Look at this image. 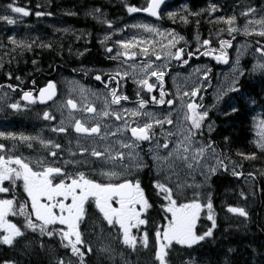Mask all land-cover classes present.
Masks as SVG:
<instances>
[{
	"label": "snow or ice",
	"instance_id": "1",
	"mask_svg": "<svg viewBox=\"0 0 264 264\" xmlns=\"http://www.w3.org/2000/svg\"><path fill=\"white\" fill-rule=\"evenodd\" d=\"M165 4V0H147V6L143 8H137L133 6H127L128 13L146 12L152 17L157 19L161 18V8ZM239 6V5H237ZM39 7V5H38ZM6 8L11 13L19 14V16L27 17L31 13L24 7L17 6L15 0L12 3L7 4ZM218 10L216 5H212L209 9L210 13H214ZM258 11L257 7L251 4L242 8L240 16L246 18V23L243 28L244 35H250L252 32L249 30V25L259 24L264 28V16L259 20L251 19ZM259 11L264 12V6ZM97 13H101L99 8L94 9L91 15L94 17ZM50 15V13H48ZM74 14V13H69ZM102 14V13H101ZM36 16L45 15L43 12H36ZM170 19H175L177 13L168 12ZM188 15L199 16L200 12L191 13ZM180 19L184 23H188L187 16H180ZM237 20L236 15H232L228 18L218 17L217 22H224L228 25H233ZM0 21H5L9 25L17 23V19L9 15H0ZM107 23L108 27H112L111 22L101 21ZM199 24V21H197ZM133 27H141L149 33H159V29L143 24L133 25ZM229 33L239 31L238 28L229 27ZM254 31V30H253ZM261 38H264V30L255 33ZM108 39V37H105ZM183 40V37L179 38ZM11 44L16 45L19 48L26 50L32 49V44L18 41L15 37H9ZM35 43V41H33ZM103 44L104 42L101 41ZM124 49L123 52H117L116 56L110 57L116 59L123 55L127 59H135L137 53L135 51L129 52V49L133 47L130 42H119ZM210 40H204L203 46H209ZM255 51L260 54V59L253 65L252 71H258L264 75V45L258 40ZM176 40L172 39L168 44V51L166 55L177 61H182L184 64H188L194 53L187 52L183 48H179L176 51H172L175 48ZM41 47L52 48L51 44L41 43ZM232 47L231 41L221 40L219 54L216 53V49L210 51H204V56L214 55L217 62L224 64L229 63L227 49ZM15 50V49H13ZM112 48H107V52L111 53ZM82 54V53H81ZM141 54L148 56L149 49L147 47L141 50ZM155 54V53H153ZM187 55L188 59H184ZM156 60H161L162 57L159 54H155ZM35 64L36 61H33ZM239 59L236 60V67L233 68V80L226 88L218 90L215 97V103L212 108L215 109L218 105L223 103L225 106L223 114L229 115L239 111L234 98L230 96V93H239L238 87L239 78L245 75L243 69L240 68ZM2 66V65H0ZM133 69V82L137 83L141 90L146 89L148 93L153 92L155 84L150 83L151 78L155 77L159 82L161 88L159 99L156 96L151 97V103L165 105L170 108L174 105L175 101L172 99H165V92L163 89L164 77L168 65H154L153 63H143L139 66L130 65ZM139 68V72L143 75L140 79H136L135 73ZM199 71V69H197ZM211 69H207L204 72V79L207 80L208 73ZM116 76L121 77V80L126 79L129 73L125 71L121 74L116 72ZM11 78V74H9ZM16 79H20L16 77ZM96 80L104 82L102 76L97 75ZM115 78L109 74V81H113ZM120 80H116L117 86L120 84ZM35 83V81H33ZM9 88L12 85L8 86ZM105 87L108 84L105 83ZM202 91V87L193 86L190 92H184L183 96H191L193 98L199 96ZM83 92V90H82ZM140 95V92H137ZM56 96V85L53 82H49L44 88L39 89L38 97L34 96L31 91L24 92L22 99L29 103H36L37 99L40 103H45L48 100H52ZM111 99L105 98L104 108L99 112V115L103 118L113 116L115 120L120 121L123 119L119 111H109L112 105H120L121 101H127L129 98L127 95H123L119 92L118 87L112 88L109 92ZM227 97V99H225ZM202 100L203 97L201 96ZM149 101L140 99L138 102V109L131 112L133 117L139 115H147L151 119L145 121L142 125L137 123L136 126H130L125 120L123 128L117 127L116 131L106 132L101 134V123L96 122L91 126H86L80 119H74V130L78 134H83L88 138L99 137L101 140L105 139L107 135L117 136L125 132H130L129 141L120 140V148L128 149L127 154L124 151L113 149L111 146L105 148L103 151L93 148L90 155L96 158H104L110 161L113 165L120 168L119 171L111 170L102 172L101 175L106 176L109 182H98L95 179L89 178L83 171L69 172L62 167L57 166H45L43 160H37L36 166L33 167L30 161H26L20 156H8L0 155V193H7L10 189H14L17 186V182L20 181L23 184V191L27 194L30 205L27 201L21 203L15 199H0V249L7 248L10 250L20 249L21 254H27L32 250L33 240L38 241V247L45 248V237L48 240L59 238L61 246L70 249L71 253L80 258V264H84L85 252L81 250L78 245H84L82 232L80 230L81 222L84 221L88 215V207L90 204H94L95 208L102 214L103 220L107 222L109 227H117L118 232H122V243L130 247L133 251L136 250L137 243H140L143 248H147L149 244L148 231H144L141 238L132 235V229H139L140 226H147L149 220L146 216L148 210L152 207L149 199L145 195L144 189L141 187L139 180L133 181L132 179L124 178L122 182H113V178L120 180L121 177H126L130 174L132 167L137 169L144 165L139 160V153L135 151L139 145L143 142H151L155 135V128L159 127L163 130V126L173 125L176 123L172 119V113L169 111L163 118L154 117L151 113H141L140 109H144ZM67 108L71 111L69 115L77 110L96 115L97 108L91 104H85L83 108H79L75 100L69 98L66 101ZM14 110H19V103H12L9 105ZM180 110L183 113V122L179 125L177 132L168 131L167 137L178 136L179 139L175 142L166 141L160 144L157 141V148H163L166 150L164 155H155L154 159L157 161L160 170L165 174V179L168 183L157 180L154 183V188L157 190V195H162L166 204L161 207L165 213L163 219L165 224H160L155 228V261L158 264H170L169 253L173 245H180L187 249H192L194 246L200 245L201 242L206 240H214L215 230L217 228V216L215 213L214 205L211 199V195L201 197L200 193L195 192L193 198L188 202H179L181 196L184 195V190L187 187H192L191 184L181 183L180 177L182 174L191 175L192 172L197 169L204 175L207 181L211 175H215L219 168H222L225 172L229 171L228 165L224 163L223 159H220V153L216 152L214 147L215 141L208 139L206 142L201 139L205 135V128L210 134L214 131L213 123L209 121V108L203 106V104L197 103L195 100L184 103L181 102ZM125 112L130 110L124 109ZM44 120H55V116L51 115L48 111L43 113ZM260 126L264 129V120L261 121ZM53 132L64 133L67 131L63 127V120L60 127L52 128ZM163 134V131H162ZM0 136H4L6 139L16 140L14 135L9 134L5 136L0 132ZM35 139L33 137L21 136V141H29ZM228 138L225 137L227 142ZM41 144L51 145L55 149H60L61 145L58 143L53 144L51 140H40ZM172 143V147H170ZM32 145L29 143L28 145ZM256 147L261 153H264V131L261 132V140L257 142ZM5 146L0 144V151H3ZM88 149L81 150V155L87 152ZM151 151V149H149ZM49 155L52 157L57 156L56 151H50ZM75 155V153H72ZM238 156L243 157L245 160L257 159L255 152L246 154L238 152ZM207 157H211L216 160V166H207V172L205 173V162ZM128 161L127 164L123 163ZM67 164H79L80 161H65ZM232 175L239 178L244 173L242 171H236L237 168H242V164L232 162ZM249 176L252 173H248ZM176 177L175 190L170 186L172 177ZM7 182L8 186H5ZM197 187H199L197 185ZM241 198L247 200V195L242 191L240 193ZM206 201V202H205ZM30 207V211L28 210ZM227 212L243 218L245 221L249 219V212L242 206H227ZM202 213L205 214L206 220L209 225L203 227L198 232L197 224L201 220ZM170 214V215H169ZM19 216L23 219L17 222H12L9 217ZM29 234H32L33 239H28ZM86 251L91 253L93 251L90 245L86 246ZM103 252H110V249L103 248ZM233 249L229 248L225 252L224 264H230L228 254ZM0 264H20L19 260L15 259H0ZM55 264H71V261H65L60 258L57 259ZM127 264V261L125 262ZM182 264H195L194 260L183 261Z\"/></svg>",
	"mask_w": 264,
	"mask_h": 264
},
{
	"label": "trees",
	"instance_id": "2",
	"mask_svg": "<svg viewBox=\"0 0 264 264\" xmlns=\"http://www.w3.org/2000/svg\"><path fill=\"white\" fill-rule=\"evenodd\" d=\"M117 5L108 3L107 0H15L17 6L24 7L30 11V15L24 17L22 24L28 34L41 36L38 43L32 44V49L27 51L25 57L13 56L9 58L12 45L6 43L7 49L0 48V93H9V85H12L14 94L12 99L20 100V95L24 92H35L48 82L54 81L55 76L69 74L77 63L76 49L74 48V39L66 32H52L47 27L43 28L41 21L49 18L56 19L68 26L82 29L86 33L96 34L102 30L103 20L90 13L99 8L101 12L108 13L110 19L123 18L127 6L137 7L139 0H116ZM191 4L192 10L198 9L197 0H180ZM13 0H0V13L6 15L9 11L6 6ZM39 5V7H38ZM36 12H43L45 15L39 16V22H36ZM50 13V15L48 14ZM74 13V14H69ZM167 27L175 29L187 40L191 38L192 31L199 30L196 20L190 23H184L177 16L175 19L168 18ZM114 22V23H116ZM36 23L37 25L31 27ZM46 23V22H45ZM44 23V24H45ZM21 28V24H20ZM27 28L28 31H27ZM19 36V35H18ZM38 36V37H39ZM40 43V44H39ZM43 44H51L52 48L41 47ZM90 52L82 57V62L94 64L101 60L98 47L92 43ZM15 50L17 46L14 45ZM89 48V47H87ZM35 58V60L33 59ZM203 61V56L199 58ZM33 61H36L34 64ZM11 74V78H9ZM19 77L20 79H16ZM35 81V83H33ZM239 93H230L234 98L239 111L224 115L225 106H222L218 114H209V118L214 122V131L205 134L204 139L215 141L214 147L223 158L230 159L237 164H242L244 175L237 178L230 173L222 172L215 174L209 181L207 192L211 195L217 216V228L215 230L214 240H206L192 249L173 245L169 253V260L172 264L183 261L194 260L195 264H224L225 252L231 248L233 251L228 254L230 264H264V153L256 147L253 125L257 114L264 113V76L250 75L244 76L238 84ZM227 99V97L225 98ZM22 119V118H21ZM9 125V123H8ZM15 129L16 126H15ZM225 137L228 138L227 142ZM238 152L251 154L255 152L257 159L245 160L238 156ZM248 173H252L251 176ZM250 177L252 180L253 193L245 188L241 178ZM157 181V179H156ZM8 186V185H7ZM247 195V200L241 198L240 193ZM19 201V199H17ZM248 201L246 210L249 212V219L234 216L227 212V206H237L240 203ZM20 202V201H19ZM152 207L146 213L149 220L146 231L151 234L155 228L163 224L164 212L162 209V199L156 196V199H150ZM22 203V202H21ZM14 222L23 218L15 216ZM209 225L205 214L202 213L201 220L197 224V231L200 232L203 227ZM153 230V231H151ZM28 239H33L29 234ZM55 244L59 243L54 238ZM45 244L50 251L38 247V241L33 240L32 250L27 254H21L20 249L10 250L0 249V259L19 260L20 264H50L51 253L58 249L53 242ZM60 246V244H59ZM85 252L84 264H101L92 254L88 253L85 247H80ZM57 252V251H56ZM175 257V259H174ZM173 258V259H172ZM175 260V262H174ZM75 264H80V258L76 256Z\"/></svg>",
	"mask_w": 264,
	"mask_h": 264
},
{
	"label": "rangeland",
	"instance_id": "3",
	"mask_svg": "<svg viewBox=\"0 0 264 264\" xmlns=\"http://www.w3.org/2000/svg\"><path fill=\"white\" fill-rule=\"evenodd\" d=\"M108 3H111L112 5H117L119 2L116 0H107ZM175 2V0H174ZM173 3H169L171 5H174L172 9L170 10H165L163 12L164 18L168 20V12H175L177 13V19L180 18V16L183 14V11L185 8H187V5H185L182 1L180 2V7L179 5H175ZM147 6V0H139V5L137 8H143ZM256 7V6H255ZM262 6H257V13L254 14L251 19L254 20H259L261 19L262 16H264V12L259 11V9ZM126 13L125 20L121 25L114 23L116 22V18L110 19L108 13H97L96 15L98 16L99 19L103 21H109L112 24V27H108L107 23H102L101 27L102 30L98 32L97 36H95V39L97 40L98 43H100L101 49L103 50L104 54L108 56L110 60L115 61L113 72L116 74L117 71H119L121 74H123L125 71L128 73H131L133 76V69L129 67L130 65H141L145 60L149 59V62H155L154 65H165L167 64L170 66L172 64L174 67L177 65H181V70H184L187 66V64H184L182 61H177L175 59H172L166 55L168 51V44L169 41L172 39L176 40V45L175 48H172L171 50L174 52L179 48H183L185 50V53H187V48L191 46L193 49H197L202 45V41L200 38V35L197 34V29L192 31L191 38L189 40L186 39V37L182 36L179 32L175 31V29L171 27H165L161 25L160 23H153V22H148L146 21L142 15H139V13H128L127 9L124 11ZM2 15V13H0ZM6 15L12 16L13 18L17 19V23L14 25H9L5 21H0V48L1 49H7L9 50V47L6 46V43H10L9 37H15L16 40L18 41H23L25 43H30L31 41H36L33 37L29 35H20V34H27L24 25L22 22L24 21V17L19 16V14H14L11 13L10 10L7 12ZM134 18V19H132ZM40 17H36L35 21L39 22ZM132 19V20H131ZM246 20V19H245ZM42 24L44 25L43 28L47 27L49 31L52 32H66L69 34L73 39H74V48L76 49V56L78 60H81L82 57L85 56L87 53V49L84 47L86 44L89 43V34L84 32L82 29H77L71 26L66 25L63 22L57 21L56 19L49 18L48 20L41 21ZM46 22V23H45ZM183 22V21H182ZM240 20H236V22L233 25H227L226 27V32L228 33L229 37L227 39H222V40H227L231 41L232 43V58L231 62L229 60V63L226 64V66H222V62H217L214 58V55H209L205 56V59L203 57L201 65H196L194 67H187L185 70V73L182 71H176L173 74V81H172V88L174 92V99H175V104H174V109H173V120L176 122L172 126L167 127L165 129V132H156L157 133V140L159 141L160 144H163L166 139L171 142H175L176 140L179 139L178 136L174 137H167L166 133L170 130L172 132H177L179 125L183 122V113L180 110L181 102L183 101L184 103L191 102L192 100H195L197 103L203 104L204 107L209 108V114H218L223 106V103L218 105L215 109L212 108V105L215 103V97L217 95V92L221 88H226L231 81L233 80V68L236 67V60L239 59L240 61V68L244 70L245 75L248 74L252 77L255 76H260L262 75L258 71H252L253 65L257 63V61L260 59V54H258L255 49L259 45H257V41L259 40L262 45H264V38L259 37L256 35V32H259L261 30H264V28L261 27L259 24H252L249 25V30L252 32L250 35H244L243 33V28L246 23L240 25ZM45 23V24H44ZM21 24V28H20ZM147 24L150 26H153L157 29H159V33H149L146 30H144L141 27H133V25H143ZM37 24L32 25L31 27H35ZM229 27H235L238 28L239 31L229 33L228 28ZM29 28H27L28 31ZM254 30V31H253ZM19 35V36H18ZM243 35V36H242ZM218 36L214 35L213 36V41L217 43L220 46V42H218ZM105 37H108V39H105ZM183 37V40H180L179 38ZM37 38L40 39L41 36ZM200 38V39H199ZM209 38V37H208ZM206 38V39H208ZM38 41V40H37ZM101 41L104 43L102 44ZM119 42H130L133 47L129 49V52L135 51L137 53V56L135 59H127L125 56L121 55L117 57L116 59H111L110 57L116 56L117 52H123L124 49L121 47V43ZM11 44V43H10ZM108 44H112L111 48L113 52L111 54L107 53V48ZM13 49H15L14 45L11 44ZM147 47L149 49V55L145 56L141 54V50L143 48ZM217 48V46H215ZM252 48H254L253 51ZM24 50L23 48H21ZM207 51H210L209 48H206ZM82 53V54H81ZM159 54L162 59L161 60H156L155 59V54ZM110 55V56H109ZM203 56V55H202ZM229 59V57H228ZM209 61L211 64L215 65L217 68L219 66V70H215V73L212 74V71L208 73V79H204V72L207 69H211L210 64L207 63ZM199 69V71H197ZM143 74L139 72V68H137V71L135 73L136 79H140ZM264 76V75H262ZM242 77L239 78V81L241 80ZM62 88L60 90V97L59 101L57 102L55 106V113H58V117L56 120L55 125L61 126V121L63 120V126H67L72 119L75 116H70L69 111L65 107V101L69 98L75 100L78 104V106L82 109L85 104L91 103L95 104L99 112L104 108V102L105 98L108 97L109 93L107 92H95V91H89L83 86H81L78 82L77 79L74 77H70L67 80H63ZM193 86H198L202 87V91L200 92L199 96L193 98L191 96L184 97L183 93L184 92H190ZM83 90V92H82ZM203 97L201 100L200 97ZM12 108L9 107V93L2 92L0 93V132H9V111L11 114L17 113L16 111H11ZM97 116V121H100L103 119L99 115ZM85 112L82 111L81 114H84ZM212 119L209 118V121ZM264 120V113L263 114H257V117H255L254 120V125H253V132L255 135V142L257 144L258 141L261 140V132L264 131V129L261 128L260 123L261 121ZM56 127V126H55ZM159 128V127H158ZM46 132H52L51 128H45L44 129ZM111 131H116V128L110 129L109 132ZM106 133V132H105ZM205 134H207V128H205ZM6 136V134H5ZM106 136L105 139L101 140H95L93 148L96 149H105L109 147V145L106 143L108 141ZM125 136V135H124ZM1 138L5 139V137L0 136ZM121 138V137H120ZM202 140L205 141L204 137H201ZM48 141V140H47ZM53 143L54 141L51 140ZM119 142V141H118ZM206 142V141H205ZM119 144V143H118ZM73 148L69 151L68 153L73 152L75 153V156L81 157L84 155L79 154V151H81L82 146L81 143H75L72 145ZM44 147L46 149L52 147L51 145H45ZM111 147H118V145L114 142L112 143ZM170 147H172V143H170ZM129 151L128 149H124ZM166 150L164 152H160V148H157V146H153L150 151V161L153 166V170L157 176H159V181L168 183V181L165 179V174L161 172L160 167L157 163V161L154 159L155 155H164ZM217 153H219L216 150ZM0 155H5L7 158V154H1ZM83 158V157H82ZM220 159L224 160V163L228 165L229 171L226 173L232 174V167H233V161L227 158H223L221 155L219 157ZM38 158H36V161ZM42 160V159H40ZM47 158H45L46 162ZM139 160L142 162V164H145V158L142 156L139 157ZM81 163L72 165L73 168H75L76 171H83L85 172L86 175L89 176V178L95 179L98 182H104L107 183L109 182L108 178L106 176L101 175L102 172H107L111 170H117L119 171L120 168L118 166L113 165L110 161H105V163L99 167V169L95 171H90L88 170V165L86 164L85 160L79 159ZM128 161L126 160L125 164H127ZM47 164H52L51 162H47ZM55 165V164H54ZM216 166V160L207 157L206 162H205V173L207 172V166ZM36 166V165H35ZM135 170V167H132L131 170ZM238 171V168L236 169ZM222 172H225L222 168H219L216 174H220ZM214 175H211L210 178L206 181L204 175L201 174L200 170L197 169L196 171L192 172L191 175L187 174H182L180 177L181 183H186V184H191L192 187H187L184 190V195L181 196L179 202H188L193 198V194L195 192L200 193L201 197L207 196V186L210 181V179ZM122 178V177H121ZM120 178V179H121ZM113 181H116L115 178H113ZM241 181L243 182L245 188L247 189L248 192L253 193L252 189V180L250 177H243L241 178ZM175 182H176V177H172V181L170 186H172L175 190ZM197 185L199 187H197ZM0 199H6V193H0ZM162 199L163 204H166L167 202L163 200L162 195H159ZM206 202V201H205ZM248 201H245L243 203L238 204L237 206H242V207H247ZM164 212V211H163ZM165 215V213H164ZM170 215V214H169ZM163 224L166 223L165 220H163ZM118 227V226H117ZM117 227H109L107 225V222L103 220L102 214H98L96 212L90 213L87 215L86 219L81 222L80 230L82 232L83 240H84V245H78V247H85L90 245L93 249V251L90 253L94 256V258L101 264H125L127 261V264H158V262L155 261V250H156V244H155V230L151 234H149V244L148 247L145 249L141 246L140 243H137L136 250L133 251L130 247L124 245L122 243V232L117 231ZM147 226H140L139 229L133 228L132 229V235L136 236L139 240V238L142 237L143 232L146 230ZM46 242L50 243L53 242L54 245L58 249H62V251L54 250V253H51V258H50V264H55L57 259H64L66 262L71 261V264H75V258L76 256L73 255L70 251V249H66L61 246V242L59 238H57V245L55 244L54 239L48 240L46 237L44 238ZM60 244V246H59ZM47 246L54 248L52 245L45 244V250L50 251ZM180 246V245H178ZM182 247V246H180ZM103 248H108L110 249V252H103L101 249ZM173 259V258H172ZM175 259V257H174ZM175 262V260H174ZM170 264H172L170 262ZM175 264V263H174ZM177 264H182V262H179Z\"/></svg>",
	"mask_w": 264,
	"mask_h": 264
},
{
	"label": "flooded vegetation",
	"instance_id": "4",
	"mask_svg": "<svg viewBox=\"0 0 264 264\" xmlns=\"http://www.w3.org/2000/svg\"><path fill=\"white\" fill-rule=\"evenodd\" d=\"M197 1H199L197 10H192L191 4H189V2L186 1L184 4L187 5V8H185V10L183 11V14L181 15V16H187L188 17V23H190L194 20H196V23H197V21H199V24H198L199 30L197 29L196 33L200 35V38L202 41V43H201L202 45H200L199 48L194 49V51L191 48V46H189L187 48V52L194 53L192 58L189 60V63L186 65L187 67H190V66L194 67L196 65H201L200 63H202L204 60L202 61L199 58L202 57V55H203L202 53L204 51H207L206 48H209V50L216 49L217 51L215 54H219L220 46L213 41L214 40L213 36L219 34L218 42H220L222 39H227L229 37V35L226 32V27L228 24H226L222 21L217 22L218 17L228 18L232 15H236L237 21L240 20L239 23L242 27V25L246 21L245 17L240 16V12H241L243 7H245L248 4H251L252 6H256V7L257 6L258 7L264 6V0H197ZM174 4L179 5V7H180V4H181L180 0H175ZM213 4L217 6L218 10L214 13H210L209 9ZM237 5H239V6H237ZM173 6L174 5L167 4L164 7H162L161 18L157 19V20H153V19L149 18L148 16L144 15L142 13V11L138 12V13H139V15H142V17L148 22H153L156 24L160 23L161 25L167 27L168 21L166 18H164L163 12L165 10L172 9ZM189 12H191V13L200 12L201 15L191 16V15H188ZM125 17H126V14L123 16L122 19L117 18L116 23L121 25L123 23V22H121V20L124 21ZM132 19H134V18H132ZM35 24L36 23H34V25ZM97 34L98 33L89 34V43L86 44L84 47L87 49V52L88 51L90 52V48L93 47L92 43H94V45L96 47H98L99 52L101 53L100 54L101 60H99V62L96 61L94 64H86V63H83L82 59H81V60H78L79 63H77L75 66H73V69L70 70L69 74L60 75V73H58L55 76L54 81H52L56 85L57 98L50 105L42 106V105H39L37 102L32 103V104H26L22 101L23 93L20 95V100L17 99L16 101H14L12 99V96L14 94V89L9 88V105L12 103H19L20 109L19 110L12 109L11 111L17 112L15 114H11L9 111V122H8L9 123V132H2V133L6 134V136H8L9 134L14 135L16 137V140L1 138L0 144H3L5 146L4 150L0 151L1 154H7L8 156H20V157L24 158L26 161H30L33 167H35V165H36V158H38L39 160L42 159L44 161L45 166L62 167L69 172H76L75 168H73V166H72L74 164H67L66 165L64 162L65 161H78L79 159H82V160H85L86 164L88 165V170L95 171V170L99 169V167L102 166L105 163V161H107L104 158H96V157H92L90 155L91 150L93 149V146L95 143L94 141L98 140L100 138L99 137L88 138V137L84 136L83 134L76 133L74 131V119H80L82 122H84L86 124V126H91L92 124H94L96 122H100L102 135L105 132H109L110 129H113V128L117 129V127L123 128V124H124L125 120L128 122V124L130 126H136L137 123L142 125L145 121H150L151 118L147 115H139V116H135V117H133L131 115L132 111H135L138 109V102L140 99H144L146 101H149V103L147 104V106L144 109H140L141 113H151L154 117L163 118L165 115H167L169 113V111H171L172 119H173L174 105H172L170 108L167 104L159 105V104L151 103V97L156 96L157 99H159V94L161 91V88L159 86V82L156 81L155 77L151 78V80H150V83L155 84L154 90L151 93H148L146 89L141 90V87L137 83L133 82V76L131 73H129V76L126 79L121 80V77L116 76V74L112 71L114 68L113 66L115 64V61L110 60L108 58L107 54L106 55L104 54L103 50L101 49L102 45H100V43H98L97 40L95 39V36H97ZM20 35H29V36L33 37L36 40L35 43H38V41H40L37 38V35L34 33L33 34L27 33V34H20ZM206 38H208V39H206ZM191 39L193 40V38H191ZM204 40H210L211 41L210 45L209 46H203ZM35 43H33V41L30 42V44H35ZM111 46H112V44H108V48H111ZM215 46H217V48ZM87 47H89V48H87ZM231 49H232V47L228 48L226 50L228 53V57H229L230 62H231L232 52H233V51H231ZM253 50H254V48H252L251 51H253ZM27 51L28 50H26V49L22 50L19 47H17L16 50H13V47H12L10 52H9L10 53L9 58H10V60H11V58H14L13 56H16V58H17L19 56V54H21V56L25 57V55L27 54ZM88 53H86V54H88ZM107 53H109V52H107ZM111 53H109V54H111ZM203 57L205 59L204 55H203ZM33 59L35 60V58H33ZM184 59H188L187 55H185ZM143 63L155 64L156 61L155 62L154 61L149 62V59H147ZM207 63L210 64L212 74L215 73L214 68L216 70L220 69L219 66L216 68L215 65L211 64L209 61H207ZM181 67H182L181 65H177L174 67L172 64H170V66H168V68L166 70V75L164 77V83H163V89H162L165 92V99L166 100L172 99L175 101L174 92H173V88H172L173 87L172 86L173 74L176 71H182L183 73H185V70L187 67L184 70H181ZM109 74L115 78L111 82L109 81ZM97 75L102 76V80L104 81L103 83L101 81H98L95 79V77ZM244 76H247V75H244ZM244 76H242V78ZM70 77H74L75 79H77V82L89 91H95V92L103 91V92L109 93L112 88L118 87L119 92L123 95H127L129 99L127 101H121L120 105H112L111 108L109 109V111L110 112L113 110L119 111L121 116L123 117V119L120 121H117V120H115V118L113 116H110L108 118H103L102 120L97 121L99 109L95 104H93L97 108V114L96 115H93V114H90L87 112H85L84 114H81L82 110H77V111L72 113V115L75 116L72 119V121L67 126H63L67 129L66 132H64V133L53 132V131L52 132H46L44 130L45 128H51L52 129L55 126L60 127L59 125L58 126L55 125L57 117L59 114L55 113L54 111H55V106H56L57 102L59 101V97L61 95L60 90H61L62 84L64 82L63 80H67ZM116 80L121 81L119 86H117V84L115 83ZM105 83L108 84L107 88L105 87ZM38 90H36L35 92H32L34 96H36V93L38 92ZM138 91L140 92L139 96L137 95ZM107 98L109 100L111 99V97L109 95ZM66 101H65V105H66ZM124 109H128L130 111L125 112ZM67 110L70 112V110L68 108H67ZM45 111H48L51 115L55 116V120H47V121L44 120L43 119V113ZM15 126L17 129H15ZM170 126H172V125L165 124L163 126V130H161V128L156 127L154 130L155 135L153 137V140L151 142H143L139 145V147L137 149H135V151L139 153V157L142 156L143 158H145L146 163L143 164L144 165L143 167H141L139 169L136 168L135 170L133 169V170H131L130 174L126 175V177H122L120 180H116L113 182H122V179H124V178L132 179L133 181L139 180L141 183V187L144 189L145 195L147 196V198L149 200L150 199H156L157 190L154 188V183L156 182V179L157 180L159 179V176H157L153 170V166H152V163L150 161V156H149V154H150L149 149H151L153 146H155L157 144L158 140H157V133L156 132H162V131L165 132V129L167 127H170ZM21 136L33 137L35 139L29 140V141H21L20 140ZM2 137H4V136H2ZM129 137H130V132H125L122 135L118 134L117 136L109 135L107 137L108 141L106 143L109 146H111L112 143L115 142L118 145V147H115V148L112 147V148L115 150L124 151L127 154V150L120 148V144H118L119 143L118 141L124 140L126 142H130ZM40 140H44V141L53 140L54 141L53 144L58 143L61 145V148L55 149L53 147H50V148L46 149L44 147V144L40 143ZM29 143L32 145L31 147L28 146ZM75 143H81L82 148H87L88 151L85 152L84 155L81 157L72 155L73 152L68 153L67 151L71 150L73 148L72 145H74ZM99 150L103 151L104 149H99ZM50 151H56L57 156L52 157L51 155H49ZM164 151L165 150L161 147L160 152H164ZM79 154H81V151H79ZM45 158H47L46 162H45ZM47 162H51L52 164L48 165ZM125 162L126 161H124L123 163H125ZM7 185H8L7 182H5V186H7ZM0 195H2V194H0ZM5 198L6 199H15L16 201H17V199H19V201L22 203L27 201L30 205V200H28L27 194L23 191V184L20 181L17 182V186L14 189H10V191L6 193ZM87 207H88V214L93 213V212L101 214L95 208L94 204H90ZM28 210L30 211V207ZM13 218L14 217H12V216L9 217V219L12 222H14Z\"/></svg>",
	"mask_w": 264,
	"mask_h": 264
},
{
	"label": "water",
	"instance_id": "5",
	"mask_svg": "<svg viewBox=\"0 0 264 264\" xmlns=\"http://www.w3.org/2000/svg\"><path fill=\"white\" fill-rule=\"evenodd\" d=\"M174 2V0H165V4L164 5H162V7H164L165 5H167V4H169V3H173ZM162 9V8H161ZM142 13L144 14V15H146V16H148L149 18H151V19H153V20H157V18L156 17H152V16H150V15H148L146 12H143L142 11ZM222 66H226V64H224V63H222ZM52 82V81H51ZM49 83V82H48ZM47 83V84H48ZM46 84V85H47ZM45 85V86H46ZM45 86H43L42 88H44ZM41 89V88H40ZM38 95H39V90H38V92L36 93V97H38ZM22 97H23V95H22ZM56 98H57V90H56V96L55 97H53V99L52 100H48V101H46L45 103H40L39 102V100L37 99V103L39 104V105H42V106H47V105H50L51 103H53L55 100H56ZM22 101L24 102V103H26V104H32V103H29L28 101H25V100H23L22 99ZM69 109V108H68ZM70 110V109H69ZM71 111V110H70ZM75 131V130H74Z\"/></svg>",
	"mask_w": 264,
	"mask_h": 264
},
{
	"label": "bare ground",
	"instance_id": "6",
	"mask_svg": "<svg viewBox=\"0 0 264 264\" xmlns=\"http://www.w3.org/2000/svg\"><path fill=\"white\" fill-rule=\"evenodd\" d=\"M246 75H248V74H246Z\"/></svg>",
	"mask_w": 264,
	"mask_h": 264
}]
</instances>
